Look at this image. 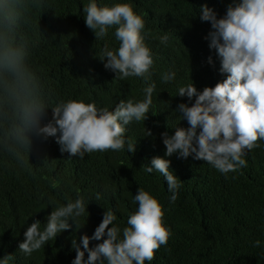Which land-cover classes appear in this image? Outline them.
Listing matches in <instances>:
<instances>
[{
    "label": "clouds",
    "instance_id": "obj_1",
    "mask_svg": "<svg viewBox=\"0 0 264 264\" xmlns=\"http://www.w3.org/2000/svg\"><path fill=\"white\" fill-rule=\"evenodd\" d=\"M47 0H0V219L4 212L17 209L0 227V264H50L43 257L56 247L75 250L65 254L66 264H145L153 261L161 246L172 235L164 222V209L149 192L139 188L133 203L138 209L127 220L122 232L114 226L117 217L106 210L93 235L84 234L64 244V231L75 227L87 211L83 187L63 170L48 175V183L73 187L76 196L43 195L26 209L20 199L21 183L29 176L25 166L63 156L69 172L84 176L73 163L77 158L97 152L135 153L127 134L133 121L147 119L151 110L155 82L144 88V99L121 100L114 110L98 108L94 101L77 98L54 99L48 105L41 77L30 62L26 27L46 15ZM86 26L103 40L109 30L119 47L105 44L99 59L115 78L151 79L155 60L145 43V20L130 3L99 6L90 0L83 6ZM200 19L210 22L205 37L221 62L227 76L215 87L202 91L194 83L178 88L179 97L194 103H180L175 109L189 127H175L174 134L161 133L165 156L204 161L227 176L247 166V154L264 140V0H232L223 17L204 5ZM166 33L159 37L169 42ZM209 63H212L209 57ZM174 71L162 74V83L173 82ZM147 135H152L147 130ZM73 162V163H72ZM171 161L154 157L144 171L159 172L171 193L170 203L178 198L181 180L170 170ZM82 195H80V194ZM86 197V195H84ZM99 197H97L98 199ZM35 207V208H34ZM88 212V211H87ZM71 222V223H70ZM111 225V227H109ZM106 236V238H104ZM90 247V241H101ZM64 246H63V245ZM254 247H260L256 240ZM40 254V257H36ZM86 256V259H85Z\"/></svg>",
    "mask_w": 264,
    "mask_h": 264
},
{
    "label": "trees",
    "instance_id": "obj_2",
    "mask_svg": "<svg viewBox=\"0 0 264 264\" xmlns=\"http://www.w3.org/2000/svg\"><path fill=\"white\" fill-rule=\"evenodd\" d=\"M47 2L52 9H45L42 20H31L25 31L30 62L41 77L48 105L54 99L77 98L92 100L98 108L111 111L121 100L142 101L149 83L155 82L157 87L147 119L131 122L133 125L126 132L128 140L136 142L135 153L127 152L126 143L123 151L78 157V164L72 163L84 174L80 177L69 172L65 157L52 161L44 156L47 161L43 169L44 161L25 166L30 177L19 187L22 205L28 209L42 201L45 194L76 196L78 192L69 185L48 183L51 171L63 170L83 187V195L79 194L88 205V212L79 218L81 228L76 230L73 226L62 237L65 245L72 243V239L80 244L82 235H93L106 210L116 215L114 226L122 232L128 226V218L138 209V204L132 201L142 188L163 206L165 225L172 232L168 244L161 246L155 259L145 264H264V140L247 154L246 167L225 176L191 156L166 157L161 137L165 131L174 134L175 127H189L175 109L180 103L191 106L195 98L189 101L187 97L176 96L179 87L193 82L202 91L226 78L227 74L220 71V59L205 39L211 24L202 21L200 15L207 5L217 12L218 18L223 17L232 0H96L99 6L130 3L145 20V43L155 60L148 82L136 77L120 80L115 78L116 73L105 69L106 59L104 63L99 59L105 44L116 50L119 42L115 40L114 29L103 40H96L94 32L86 26L83 6L90 0ZM166 33L170 39L165 46L159 37ZM168 71H174L176 78L162 83L161 76ZM147 130L152 135H147ZM157 156L170 160V170L181 180L175 203L169 202L171 193L164 177L156 170L144 171ZM16 210L2 214L1 228H7V220ZM256 240L261 241L260 247L253 246ZM101 242L90 241V247ZM68 252L76 255L75 250L58 246L43 261L66 264ZM36 257L42 258L40 254Z\"/></svg>",
    "mask_w": 264,
    "mask_h": 264
}]
</instances>
